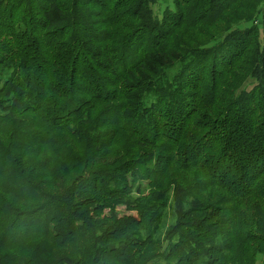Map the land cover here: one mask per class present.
<instances>
[{
    "label": "trees",
    "instance_id": "trees-1",
    "mask_svg": "<svg viewBox=\"0 0 264 264\" xmlns=\"http://www.w3.org/2000/svg\"><path fill=\"white\" fill-rule=\"evenodd\" d=\"M263 256L264 0H0V264Z\"/></svg>",
    "mask_w": 264,
    "mask_h": 264
},
{
    "label": "rangeland",
    "instance_id": "rangeland-1",
    "mask_svg": "<svg viewBox=\"0 0 264 264\" xmlns=\"http://www.w3.org/2000/svg\"><path fill=\"white\" fill-rule=\"evenodd\" d=\"M119 210H120L121 215L130 214L126 212L125 208L123 207L119 208ZM258 264H264V256L259 259Z\"/></svg>",
    "mask_w": 264,
    "mask_h": 264
}]
</instances>
